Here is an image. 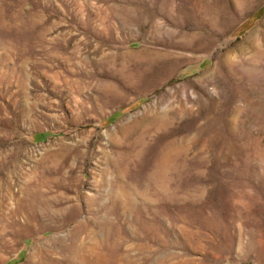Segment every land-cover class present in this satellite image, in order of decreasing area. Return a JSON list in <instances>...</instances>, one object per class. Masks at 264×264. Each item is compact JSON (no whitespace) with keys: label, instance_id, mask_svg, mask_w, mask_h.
<instances>
[{"label":"rangeland","instance_id":"rangeland-1","mask_svg":"<svg viewBox=\"0 0 264 264\" xmlns=\"http://www.w3.org/2000/svg\"><path fill=\"white\" fill-rule=\"evenodd\" d=\"M0 264H264V0H0Z\"/></svg>","mask_w":264,"mask_h":264},{"label":"bare ground","instance_id":"bare-ground-1","mask_svg":"<svg viewBox=\"0 0 264 264\" xmlns=\"http://www.w3.org/2000/svg\"><path fill=\"white\" fill-rule=\"evenodd\" d=\"M34 251H35V248H34ZM34 252L32 253V256H33Z\"/></svg>","mask_w":264,"mask_h":264}]
</instances>
